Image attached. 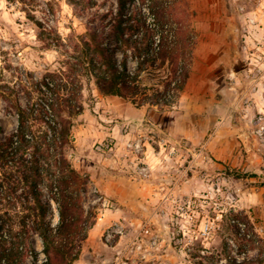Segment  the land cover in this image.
I'll list each match as a JSON object with an SVG mask.
<instances>
[{
    "label": "rangeland",
    "instance_id": "1",
    "mask_svg": "<svg viewBox=\"0 0 264 264\" xmlns=\"http://www.w3.org/2000/svg\"><path fill=\"white\" fill-rule=\"evenodd\" d=\"M165 4L181 37L195 43L176 105L137 108L101 95L93 82L84 86L72 164L88 177L84 206L95 225L74 264H117L142 221L170 255L162 264H230L264 254V0ZM115 8L114 0H0V140L15 131L13 104L25 105L31 80L66 59L46 42L59 37L72 46ZM234 215L246 217L242 236ZM50 220L57 223L56 212ZM116 227L122 232L106 240ZM32 244L42 250L37 237Z\"/></svg>",
    "mask_w": 264,
    "mask_h": 264
},
{
    "label": "trees",
    "instance_id": "2",
    "mask_svg": "<svg viewBox=\"0 0 264 264\" xmlns=\"http://www.w3.org/2000/svg\"><path fill=\"white\" fill-rule=\"evenodd\" d=\"M114 1L115 11L99 15L74 45L67 47L59 37L46 42L47 49H62L66 59L61 68L31 80L25 105L17 99L13 104L16 129L0 140V264H74L95 225V213L84 206L88 177L72 164V129L83 111L85 84L93 82L101 95L137 108H173L186 85L195 43L181 37L171 6L163 5L168 0ZM234 219L232 228L242 236L239 223L246 217ZM228 259L262 264L264 254L243 262Z\"/></svg>",
    "mask_w": 264,
    "mask_h": 264
},
{
    "label": "built area",
    "instance_id": "3",
    "mask_svg": "<svg viewBox=\"0 0 264 264\" xmlns=\"http://www.w3.org/2000/svg\"><path fill=\"white\" fill-rule=\"evenodd\" d=\"M115 230L107 229L105 232V239L108 240L112 233L117 231L118 233H121V228L116 227ZM201 234L204 236H208L210 234V227L209 224H206L201 229ZM132 244L128 246V249H125L123 251L122 258L128 257L129 254L133 253L135 257L131 260V263L129 264H142L145 260V255L152 256L156 248L158 247V236L155 234L154 229L152 228L151 224L148 221H142L140 226H138L137 234L133 238ZM146 249L147 251L144 252V255H142L141 250ZM131 252V253H130ZM127 254V255H126ZM127 264V263H125Z\"/></svg>",
    "mask_w": 264,
    "mask_h": 264
},
{
    "label": "crops",
    "instance_id": "4",
    "mask_svg": "<svg viewBox=\"0 0 264 264\" xmlns=\"http://www.w3.org/2000/svg\"><path fill=\"white\" fill-rule=\"evenodd\" d=\"M150 198H151V201H153V199H156L157 196H155V198H152V197H150ZM162 247H163L162 244H160L156 248L157 250L154 251V253L152 254V256L145 255L146 262L143 261L142 264H162V263H164L169 258L170 255H169L167 249L164 250ZM121 251L122 252L119 254V256H118V258L116 260V263L117 264L118 263H121L122 255H124L123 254L124 249L121 250ZM141 253H142V255H144V251L141 250Z\"/></svg>",
    "mask_w": 264,
    "mask_h": 264
}]
</instances>
